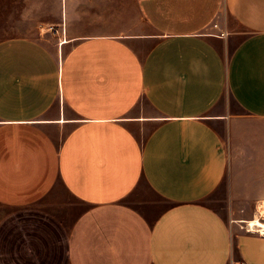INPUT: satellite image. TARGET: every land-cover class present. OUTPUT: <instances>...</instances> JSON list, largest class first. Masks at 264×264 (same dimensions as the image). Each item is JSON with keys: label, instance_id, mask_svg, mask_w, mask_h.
Returning a JSON list of instances; mask_svg holds the SVG:
<instances>
[{"label": "crops", "instance_id": "crops-1", "mask_svg": "<svg viewBox=\"0 0 264 264\" xmlns=\"http://www.w3.org/2000/svg\"><path fill=\"white\" fill-rule=\"evenodd\" d=\"M37 22L0 40V264H264V0Z\"/></svg>", "mask_w": 264, "mask_h": 264}, {"label": "rangeland", "instance_id": "rangeland-1", "mask_svg": "<svg viewBox=\"0 0 264 264\" xmlns=\"http://www.w3.org/2000/svg\"><path fill=\"white\" fill-rule=\"evenodd\" d=\"M50 3L51 0H0V40L7 37L35 35L40 25L37 21L44 14L50 12ZM237 41V39L233 40V45ZM133 199H135L134 196ZM208 201L209 204L223 214L225 219H231L226 216L224 202L215 201L212 198ZM262 210L264 211V208ZM257 218L264 222V219H261L257 214L248 219L254 220ZM248 221H244L243 223L242 220L235 219L234 222L239 226L241 225L242 228L245 226L244 230L248 228L249 232H254L247 223ZM230 264L233 263L231 262Z\"/></svg>", "mask_w": 264, "mask_h": 264}, {"label": "bare ground", "instance_id": "bare-ground-1", "mask_svg": "<svg viewBox=\"0 0 264 264\" xmlns=\"http://www.w3.org/2000/svg\"><path fill=\"white\" fill-rule=\"evenodd\" d=\"M247 223L250 225L252 231L264 234V222L260 219L250 220Z\"/></svg>", "mask_w": 264, "mask_h": 264}, {"label": "built area", "instance_id": "built-area-1", "mask_svg": "<svg viewBox=\"0 0 264 264\" xmlns=\"http://www.w3.org/2000/svg\"><path fill=\"white\" fill-rule=\"evenodd\" d=\"M215 27H218V24H215ZM221 35L222 36H225V35H227V32L226 31H223V32H221ZM264 208V202L262 203V204H260V207L257 209V212H256V214L261 218V219H264V218H262L263 216H264V211L262 210ZM249 232V231H248ZM251 233H254V232H251ZM257 234H260V235H262V236H264V234H262V233H257Z\"/></svg>", "mask_w": 264, "mask_h": 264}]
</instances>
